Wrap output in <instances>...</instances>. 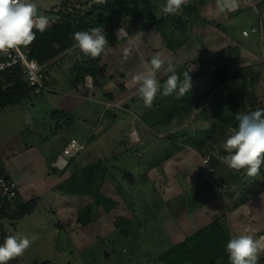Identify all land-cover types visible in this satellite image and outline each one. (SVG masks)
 I'll use <instances>...</instances> for the list:
<instances>
[{
  "label": "rangeland",
  "instance_id": "rangeland-1",
  "mask_svg": "<svg viewBox=\"0 0 264 264\" xmlns=\"http://www.w3.org/2000/svg\"><path fill=\"white\" fill-rule=\"evenodd\" d=\"M84 1L72 0L88 9L90 1ZM208 1L202 15L210 23L199 22L178 51L168 48L155 28L143 31L126 18L117 21L111 31L116 39L119 28L129 36L140 34L137 46L125 60L127 38L123 34L117 40L107 36L113 44L101 55L105 74L92 88L84 82L71 87V80L76 77L72 69L75 57L65 54L50 65L48 84L53 90L45 89L30 99L0 109V157L6 161L2 162L16 177L25 200L40 197L36 210L9 229L10 235L32 240L25 253L14 259L17 264L34 260H50L52 264H168L160 259L163 251L170 250L169 258H173L179 251L175 248L178 241L219 216L224 218L231 237L236 230L253 231L257 237L264 234V196L256 194L260 177L237 172L239 177H233L235 181H224L236 173L221 161L227 155L223 141L235 126L216 134L218 139L213 144L206 142L200 150L179 142L177 146L181 147L175 151L177 146L171 145L175 138L172 135L178 131L184 135L200 132L211 136L213 124L220 121L203 115L202 110L217 92L239 91L246 74L254 72L252 101H264V33L252 32L257 25L255 5L259 0H239L235 10L226 12L220 11L217 0ZM31 2L37 5L38 14L52 15V9L62 0ZM217 23L223 24L224 29ZM244 29L248 30V37L243 35ZM157 53L165 59V67L169 61L175 69L187 62L195 75L186 95L194 99L168 121L150 127L143 121L154 120L155 116L150 115H155V106L168 109L177 96L158 93L156 104L149 108L140 98L138 86L132 83V77L143 72ZM219 68L225 70L221 82L215 77ZM167 75L163 70L157 74L161 85ZM90 92L92 98L85 97ZM104 101L116 104L110 106ZM253 102H247L248 112L254 111ZM146 111L148 114L142 117ZM59 112L66 113L68 118H59ZM72 137L84 148L71 165L54 171L50 162L62 153ZM169 150L175 153L162 160ZM98 159L108 167V174L98 196L91 199L94 222L84 227L77 218L87 199L76 189L64 193L59 184ZM127 171L133 174V183L124 177ZM230 191L235 193L234 198L246 193L253 198L227 210L231 200L226 194ZM109 201L113 207L106 212ZM123 226L126 233L120 231ZM184 248L182 245L180 250ZM194 249L201 253L200 246Z\"/></svg>",
  "mask_w": 264,
  "mask_h": 264
},
{
  "label": "trees",
  "instance_id": "trees-1",
  "mask_svg": "<svg viewBox=\"0 0 264 264\" xmlns=\"http://www.w3.org/2000/svg\"><path fill=\"white\" fill-rule=\"evenodd\" d=\"M78 1L85 2L84 0ZM87 1H90L88 9L83 8L81 5L74 4L72 0H62L56 9H52V16H55L56 20L50 23L49 28L45 32L40 33L36 31V39L29 46L25 47L30 56L35 58L44 68L46 88H44L43 91L49 88L48 83L51 63L55 59H61L65 54H73L72 56L75 57L72 69L76 73V77L71 80V87L75 88L78 84H82L88 74L93 76L94 83H98V78H101V76L105 74L106 68L105 65L101 63V56L92 59L85 56L78 48L74 47L75 41L73 39V33L76 31H85L90 28L99 27L104 30L106 37L111 36L113 39L117 40L111 28L116 23L129 18L132 23H135L137 27L143 31L155 28L162 37L165 45L173 51H178L184 47V44L189 39V31H194L195 26L197 27L199 22L210 23V20L202 15V11L208 5V0H188V3L176 14H164L162 12V6L165 0H106V3L103 4L97 3L96 0ZM258 4L264 5V0H259ZM241 9L242 8L238 10V13L241 12ZM262 11V17L264 18V8ZM216 26L224 29L223 24L217 23ZM255 26L259 28V32L257 33H264L263 23L257 22ZM113 39L109 40V44L106 48L112 46ZM262 67L264 68V61L262 62ZM219 69V75L215 77L221 82L225 70L222 68ZM175 70L177 74H180L181 80L184 79L183 73L185 72L190 74L191 81L194 79L195 73L189 69L187 62L182 63L181 66ZM253 74L244 75L239 91L224 93L220 91L214 94L205 109L202 110L203 115H210L217 119V121H220H215L213 124L211 136L206 135V133L202 135L200 132H189V134L184 135L183 131H178L172 135V137L175 138L171 139V145L176 147L180 142L200 150L201 146L206 142H211V144H213L218 139L216 134L226 131L231 126L237 127V115L246 114L248 112L246 107L247 102H253L250 98L252 94ZM33 96L32 87L26 80L21 67L16 66L0 71V109L30 99ZM111 96L112 95H110V97ZM192 99H194V97L191 95H185L178 99L177 96H174L173 104H171L172 106L170 108L167 109L160 105L155 106V115H150L152 117L155 116L154 120L143 121L144 118L142 119V117L148 114V111L142 115L141 120L150 127L164 120L168 121L180 107L185 105L187 108V105L192 103ZM154 104H156V101L153 105ZM252 107L254 110L262 109L264 108V101L259 104L253 102ZM58 114L59 118H68L66 113L63 114V112H59ZM178 146L175 148V151L178 149ZM180 147L181 146H179V149ZM174 153V151L169 150L165 153L162 160L170 158ZM75 157L76 156L69 160L67 166L74 162ZM56 158L57 156L49 164V167L54 171L57 169L54 165ZM162 160L159 159L157 161L159 162ZM2 161L3 160L0 158L1 164H3ZM101 163L102 160L100 159L91 162L74 172L70 177H67L59 184V188L64 190V193H70L71 187H74L78 194L87 199L79 208L77 218L78 222L84 227L94 222L95 214H93L91 199L98 196V190L103 184L106 174H108V167L106 165L102 166ZM6 170L8 179L16 180V177H13L7 168ZM240 172H243V175H245L244 170ZM235 176L239 177L237 172L225 177L224 181L230 184L235 181L233 180ZM259 177L261 183L256 194H263L264 196V166L261 167ZM226 196L231 200V205L230 207L228 205L229 209L227 208V210L236 209L242 204L248 203L250 199L253 198L252 195L247 193L240 195L238 198H234L235 193L232 191L228 192ZM39 200V195L34 196L30 200H25L21 195L20 187L14 196L1 199L0 243H3V240L10 235V227H14L19 219L36 210ZM112 207V202H107L105 211H110ZM120 231L124 233L127 232L124 226L120 228ZM229 235V231L219 219L213 220L195 231L185 240L175 244V248L179 249V251L184 254H180L179 251H177V255H173V258H169L170 250H167L160 254V259L165 260L168 264H229L228 262L230 261L225 250L227 242L232 238L231 235ZM189 240H192V245L190 244V247H188ZM182 245H185L186 248L181 251L180 247ZM199 246L201 253L197 254V250L194 248ZM192 254L194 257L191 258ZM9 264L17 263L12 260ZM27 264L52 263L50 260H34Z\"/></svg>",
  "mask_w": 264,
  "mask_h": 264
},
{
  "label": "clouds",
  "instance_id": "clouds-1",
  "mask_svg": "<svg viewBox=\"0 0 264 264\" xmlns=\"http://www.w3.org/2000/svg\"><path fill=\"white\" fill-rule=\"evenodd\" d=\"M96 2L103 4L106 0ZM187 3L188 0H165L162 12L176 14ZM217 6L222 12L233 11L239 6V0H217ZM47 16L51 18V22L54 21V16L38 15V7L31 0H0V53L18 51L29 46L36 39V31L43 33L49 28L51 22ZM122 34L128 40V46L123 49V58L127 60L137 46L140 34L129 36L124 29L119 28L117 39H122ZM73 39L74 47L92 59L100 57L109 44L104 30L99 27L76 31ZM165 63L162 55L157 53L151 57L143 72L132 77V83L138 86L137 91L146 107L152 106L158 93L164 96L176 93L177 98L189 93L192 86L190 74L183 73L184 79L181 80L172 63L169 61L167 67ZM162 70L168 73L163 85L157 79V74ZM236 119L237 127L223 141L222 147L227 155L221 157V161L230 169L236 172L244 170L248 177L255 178L260 175L261 167L264 166V108L238 114ZM31 243L32 240L27 237L7 236L0 243V264H9L22 256ZM225 250L230 264H259L261 254L264 253V236L255 238L247 233L234 236L227 242Z\"/></svg>",
  "mask_w": 264,
  "mask_h": 264
},
{
  "label": "built area",
  "instance_id": "built-area-1",
  "mask_svg": "<svg viewBox=\"0 0 264 264\" xmlns=\"http://www.w3.org/2000/svg\"><path fill=\"white\" fill-rule=\"evenodd\" d=\"M48 19L49 22H51V18L48 17ZM258 30L259 28L256 26L252 28V32L257 33L259 32ZM248 34L249 32L247 29L243 30V35ZM16 66L22 68L26 80L32 87L33 95L41 93L43 89L46 88L43 67L35 58L30 56L25 48H21L18 51L0 53V71ZM84 84L86 87L92 88L93 77L91 75H87ZM86 97L92 98L91 92ZM107 105L109 104L107 103ZM83 148L84 144L80 143L76 138L72 137L64 147L62 154L55 161V165L60 169L65 168L69 163V160L72 157L77 156ZM19 187L20 186L15 179H8L6 166L0 163V202L1 199L5 197L14 196L17 190H19ZM260 236H264V234H261Z\"/></svg>",
  "mask_w": 264,
  "mask_h": 264
},
{
  "label": "crops",
  "instance_id": "crops-1",
  "mask_svg": "<svg viewBox=\"0 0 264 264\" xmlns=\"http://www.w3.org/2000/svg\"><path fill=\"white\" fill-rule=\"evenodd\" d=\"M263 8H264V5H261V4H258V2H257V4L255 5V9H256V12H257V20L258 19H260V18H263L262 17V10H263ZM38 15H40V14H38ZM42 15H47V14H42ZM50 16H52V15H50ZM53 17V16H52ZM53 20H56V17L54 16L53 17ZM245 30V29H244ZM250 34H248V35H244V36H246V37H248ZM111 49V47H109V49H106L105 51L107 52V50H110ZM123 72L121 71V74H122ZM49 89L50 90H53V88L52 87H50L49 86ZM75 95V94H74ZM74 95H72V96H74ZM107 101V100H106ZM105 102V101H104ZM112 103V102H111ZM112 104H116V102H113ZM66 145V144H65ZM64 145V146H65ZM4 160V159H3ZM5 161V160H4ZM6 162V161H5ZM200 173V172H199ZM200 176H201V174H200ZM216 219H219L220 221H221V223L224 225V218L221 216H219V217H217V218H214L213 220H216ZM213 220H210V221H208L207 223H204V224H202V225H200V227H196L195 228V230L190 234V235H192L195 231H197L198 229H200L201 227H204L205 225H207L208 223H210L211 221H213ZM228 231H229V233H231L230 232V230L228 229V228H226ZM240 234H245L243 231H240V230H236L235 231V235H233L232 237H234V236H237V235H240ZM247 234H251V235H253L255 238H259V237H257V236H255V234L253 233V231H250V232H247ZM190 235H188V236H190ZM187 236V237H188ZM186 237V238H187ZM186 238H184L183 240H185ZM183 240H180V241H178V242H181V241H183ZM229 264H230V262H228ZM259 264H264V253H262L261 254V257H260V260H259Z\"/></svg>",
  "mask_w": 264,
  "mask_h": 264
},
{
  "label": "water",
  "instance_id": "water-1",
  "mask_svg": "<svg viewBox=\"0 0 264 264\" xmlns=\"http://www.w3.org/2000/svg\"><path fill=\"white\" fill-rule=\"evenodd\" d=\"M258 23L262 22L264 24V18H260L257 20ZM124 177L126 178L127 181L133 183L134 181V176L133 174L130 172V171H127L124 173ZM75 191V188H71V192ZM106 255H109L107 252H106Z\"/></svg>",
  "mask_w": 264,
  "mask_h": 264
}]
</instances>
